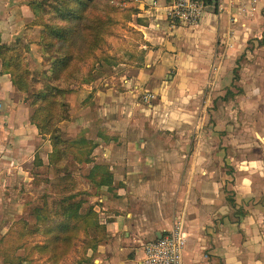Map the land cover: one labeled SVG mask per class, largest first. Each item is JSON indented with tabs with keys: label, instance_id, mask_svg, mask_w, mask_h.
I'll list each match as a JSON object with an SVG mask.
<instances>
[{
	"label": "crops",
	"instance_id": "1",
	"mask_svg": "<svg viewBox=\"0 0 264 264\" xmlns=\"http://www.w3.org/2000/svg\"><path fill=\"white\" fill-rule=\"evenodd\" d=\"M172 2L127 0L125 21L132 43L127 42L129 55L121 61L126 72L98 77L67 97L69 120L59 129L69 139L84 133L94 141L97 146L86 165H104L112 174L111 189L103 187L93 198L99 200L107 237L95 250L87 249L83 264H140L143 244L177 221L186 239L181 264H264V185L253 186V173H235L234 180L229 178L235 198L228 205L222 173L185 172V138L162 134L179 123L156 121L166 99L185 102V97L196 96L199 82L208 80L211 62L220 60L216 50L238 51V39H248L250 18L264 9V0L247 13L238 14L235 8L207 11L195 27L168 19ZM28 3L3 0L0 39L11 45L28 36V51L41 63ZM4 69L0 61V188L9 186L14 174L15 179L27 175L25 164L48 166L52 151L48 138L30 123L29 108L12 99L14 86ZM145 92L155 99L144 103ZM158 99L160 105H155ZM231 202L244 210L239 220ZM4 255L2 264H10L3 261L10 256Z\"/></svg>",
	"mask_w": 264,
	"mask_h": 264
},
{
	"label": "rangeland",
	"instance_id": "2",
	"mask_svg": "<svg viewBox=\"0 0 264 264\" xmlns=\"http://www.w3.org/2000/svg\"><path fill=\"white\" fill-rule=\"evenodd\" d=\"M25 1L29 2L28 5L35 11L33 31L34 41L38 43L40 33L45 29L43 27L46 26L48 31L56 29L58 32L68 27L67 23H64L67 21V12L75 15L74 10H77L74 16L76 18L81 13L79 2L86 0ZM126 1L94 0L92 7L87 9L82 25L76 19L72 21L74 27L81 32V37L84 34L89 37L90 31L84 30L95 24L97 30L104 32L98 36L92 59L89 58L83 68L84 76L93 70L92 73L90 71L88 83L119 70L126 72V67L121 65V61L129 55L126 51L127 42L132 43V35L129 34L132 29L125 21L128 18L124 12ZM2 8L3 0H0V11ZM103 20L105 25L99 26V21L104 23ZM250 27L248 39L245 40V35L238 39V51L231 54L230 50H216L215 57L221 53L220 60L215 62V58L211 62V69L207 73L208 80L199 82L196 96L185 97V102L166 99L159 106V115L156 116L159 123L162 120L179 123V128L162 134L173 140L185 138V172L194 168L193 173H222L225 183L224 195L228 205V202L234 201L235 198L231 190L234 181L229 179L234 180L235 173H253V186L260 188L264 185V9L250 18ZM27 38L28 36H23L11 45L2 43L15 50L21 58L19 63L17 60H11L4 70L18 75L14 79L16 87L12 99L25 104L29 108V117L40 121L47 115L41 107H46L48 102L44 100L41 106L42 100L39 101L35 97L41 93L45 96L43 89H50L47 77H44V73H48L49 69L48 65L38 63L36 53L28 51L30 40ZM56 44L65 46L66 43L61 41ZM215 64L217 71L212 76L214 78H211L209 73ZM18 65L14 72L13 66ZM235 69L238 80H233ZM25 71H28V75L24 74ZM142 96L143 94L141 98ZM159 100L155 105H160ZM161 124L165 125L166 122ZM59 137L61 141L69 139L63 132H60ZM69 156L66 154L65 158L59 161L57 170L46 165L36 167L37 163L34 162L25 164L22 168L27 175L23 173L15 179L14 174V181H10L6 188H0V264L3 253L4 256L7 254L10 257H18L23 256L24 252H30L29 256L36 264H50L46 263L45 256H39L32 249L35 245L42 244L43 252L48 253L51 245L45 244L44 235H52L53 224L50 223L54 216L57 218L56 222L61 218V222L66 223L60 232L56 228L55 233L63 238L68 236L67 239L74 237L72 243H56L57 253L65 249L63 264H69L72 258L80 259L89 247L97 243L94 239L101 240L105 224L99 200H93L100 193V189L95 188L87 175L93 165L74 164ZM259 173L263 176H259ZM78 202L82 204L79 214L70 216L71 213L75 214L71 205ZM232 208L236 220L243 217L244 210L241 206L236 208L234 205ZM38 209L41 210L37 215L46 221L45 224L37 223L35 211ZM175 213L176 211L174 216ZM22 234L23 237L20 238ZM11 235L17 236L18 239H12L13 244L6 243L5 238ZM21 245L22 248L17 249ZM13 248L14 253L10 252Z\"/></svg>",
	"mask_w": 264,
	"mask_h": 264
},
{
	"label": "trees",
	"instance_id": "3",
	"mask_svg": "<svg viewBox=\"0 0 264 264\" xmlns=\"http://www.w3.org/2000/svg\"><path fill=\"white\" fill-rule=\"evenodd\" d=\"M93 1L94 0H86L79 2L78 5L81 13L76 18H74V16L76 15L77 10H74L75 15L73 13L71 14L70 11L69 13L67 12V21H65L64 23H67L66 26L68 27L64 28L63 30L59 32L56 29L48 31L46 29V26L43 27L45 29L41 31L37 43L42 58V63L44 65H48L49 71L48 73H44V77H47L46 81L50 89H43V91L45 92V96H43L44 93H41L40 95L35 97V99L39 101L42 100L41 106L43 105L44 100L48 102L46 104V107H44V105L43 107H41L43 112H45L47 115L43 118V120L41 119L42 121H37L33 117H29V121L37 128V131L42 138H48V140L50 141L52 151L48 155V166L56 170L58 168L59 161L62 158H65L66 154H68V156L70 155L69 157H71L74 164H90V155L93 152L94 148L97 146L96 143L87 139L84 133H80L75 138L66 139V141H61L59 137V134L61 132V130L59 129V125L69 120V107L67 104V97L77 88H79L80 85L87 84L90 80V71L92 73L93 70L85 73L84 76L83 68L86 67L88 59H92L93 57V51L97 46L98 36L101 33H104L103 30H97V24H95V26H89L84 30V32L90 31L91 35L89 37H91V39H88L89 37L85 34L83 35V37H81V32H79V30L74 27V23L72 22L73 19H76L79 21L80 25H82V22L84 21V18L87 14V9L89 6L92 7ZM31 10L35 18V11L32 9V7ZM103 15L105 16V14ZM108 19L106 23H108ZM103 22L104 23H101V21H99V26L100 24L105 25L104 20ZM92 23L94 24V21H92ZM34 24V21H32V26ZM61 41H63L64 44L66 43L65 46H58L56 44V42L60 43ZM11 53L14 54L11 55ZM20 59V54L15 53V50L9 48V46L3 45L0 39V61L2 62L3 66L6 67V64L8 65L10 62H12L11 60H17L19 63ZM16 67H19V65L13 66L14 72ZM8 73L10 75L13 86L16 87L14 79L18 75H15L10 71ZM24 74L28 75V71H25ZM233 76V80H238V73L236 69L233 71ZM36 103L39 104L38 102ZM37 162L39 161L37 160ZM36 165L38 167L40 163H37ZM88 173V178L91 179V181L95 185V188H110L112 184V174L108 171L106 166L93 165ZM43 206L42 208H44ZM81 206L82 204L80 202L73 203L71 205V208L74 209L75 214L71 213L72 215L70 216L76 215L82 208ZM232 206H234L233 203ZM41 209L35 211L36 215L40 212ZM35 217L37 218L38 224H45L46 221L41 216L37 215ZM56 221L57 218L55 216L52 219V223H50V221H47L48 223L53 224L52 235H44L45 244H49V246L51 245L48 253L43 252V249L41 248V246H43L42 244L35 245L32 250H34L39 256H45L46 263L63 264L62 258L66 256L65 249L60 253H57L55 249L56 243L58 242V244H60L62 242H66L67 244L68 241L69 243H72L74 237L70 236V238L67 239L68 236L63 238L61 235L56 234V228L60 232L61 229H63L62 226L66 225V223L61 222V218H58V222ZM22 237L23 234L20 235V238ZM106 237L107 236L103 227L100 241L106 240ZM12 239L16 240L18 239V237L15 235L7 236L5 238V242L13 244ZM94 241H96L97 243L95 245L93 244L88 249L95 250L97 248L100 241L99 239H94ZM22 246L23 245L17 247V249H21ZM10 248L12 247L10 246ZM14 251L15 248L10 250V252L12 253H14ZM29 255L30 252H28V254L24 252L23 256L15 257L14 255H12L9 258H4L3 261L10 264H36L32 262V257ZM82 256L83 257L78 259L79 262L78 260H75V262H70L69 264L86 263L88 260L84 257L85 253ZM42 264H44V262Z\"/></svg>",
	"mask_w": 264,
	"mask_h": 264
},
{
	"label": "built area",
	"instance_id": "4",
	"mask_svg": "<svg viewBox=\"0 0 264 264\" xmlns=\"http://www.w3.org/2000/svg\"><path fill=\"white\" fill-rule=\"evenodd\" d=\"M258 0H173L167 17L171 22L195 27L207 11H222L233 8L238 14L253 10ZM155 99L154 94L145 92L144 103ZM186 244L181 221H177L171 230L161 234L160 238L143 244V258L140 264H181Z\"/></svg>",
	"mask_w": 264,
	"mask_h": 264
},
{
	"label": "water",
	"instance_id": "5",
	"mask_svg": "<svg viewBox=\"0 0 264 264\" xmlns=\"http://www.w3.org/2000/svg\"><path fill=\"white\" fill-rule=\"evenodd\" d=\"M161 236V235H160ZM160 236L158 235V237L157 238H160Z\"/></svg>",
	"mask_w": 264,
	"mask_h": 264
}]
</instances>
